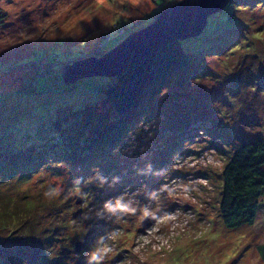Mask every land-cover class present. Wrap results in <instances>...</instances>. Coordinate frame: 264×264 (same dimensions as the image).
<instances>
[{
	"label": "rangeland",
	"instance_id": "1",
	"mask_svg": "<svg viewBox=\"0 0 264 264\" xmlns=\"http://www.w3.org/2000/svg\"><path fill=\"white\" fill-rule=\"evenodd\" d=\"M181 1L0 0V206L20 213L1 226L0 264L22 263L3 248L23 245L26 255L30 225L45 264H264V195L253 226L228 229L219 212L222 171L239 141L264 138V0H233L235 20L217 29L234 45L204 52L155 87L147 113L109 129L100 123L110 79L62 78L66 65L103 56ZM235 43L244 47L233 52ZM41 63L51 72L37 75ZM45 92L50 110L29 128L25 95ZM18 156H47L44 171L16 173Z\"/></svg>",
	"mask_w": 264,
	"mask_h": 264
},
{
	"label": "trees",
	"instance_id": "2",
	"mask_svg": "<svg viewBox=\"0 0 264 264\" xmlns=\"http://www.w3.org/2000/svg\"><path fill=\"white\" fill-rule=\"evenodd\" d=\"M157 5L163 7L164 4L161 3V5ZM236 6L235 3H231L222 12L210 17L212 18V22L209 23L208 20L205 30L199 37L184 41H174L167 46L153 51L148 58L137 64L131 65L122 75L108 78L110 79L108 85L102 88L104 94L103 102L106 104L104 106L107 111V121L100 123L102 127L109 129L113 126V123H111V120L113 119L119 121V118H123L126 120L131 116L135 117L147 113L148 110L153 107L148 104L149 102L147 103L148 96L156 95L157 91L159 92L158 88H162L161 86L164 83L165 86H163L166 88V86L172 83L171 81L176 76L191 69V67L200 60L199 57H204L205 53H209V56H213L217 53L216 49H223L221 45L233 46L236 36L228 33V30L227 34L219 33L217 26L220 24L229 26L230 22L235 20L236 16L234 15V11ZM2 15L3 14L0 11V24L4 18ZM148 23H150V21H148L147 24ZM119 30L120 28H117L115 31H118L119 33ZM132 33L133 32L130 31L124 33L125 35L122 34L121 36H117H124L125 40ZM108 38H110V43H113L115 40L110 36ZM256 38H259V35ZM223 39L226 41L224 44H222ZM204 42H207V45H204ZM241 44L242 43H235L236 47L231 51H240L244 47V45ZM106 52L107 51H104L103 53ZM262 54L264 55V53ZM254 60L257 62V59ZM256 64H259V62ZM40 65H33L35 69L37 68V75H46L51 72L47 64H45V69L40 72L38 70L40 69ZM202 73L206 72L203 71L200 74L202 75ZM206 76L209 75L206 74ZM189 79L195 80L199 79V77L197 76V73L192 72ZM175 81L178 80L175 79ZM157 86L159 87L155 89ZM48 96L47 92L37 95H25V108H28L26 115L29 116L26 121L29 128H31L29 125L34 119L41 118L43 115L41 114L42 112L50 110V100L48 101L49 103L46 102L41 104V102L46 100ZM241 142L243 143L235 150L233 156L222 171L223 186L219 212L224 225L228 229H236L242 226H253L261 208L259 199L264 195V138H243L239 141V143ZM25 157V162L22 163L21 161L23 160V157L18 156L12 162L11 169L18 173V170L25 166V169H33L37 174L44 171L47 156H43L42 158L36 157L37 162H34L33 159H30L27 156ZM22 164L24 165L22 166ZM67 184H70L69 179H67ZM35 205L36 203L33 206L35 207ZM33 206L30 208L27 205V207L20 211L22 214L28 215L34 208ZM38 215L45 216L44 213H37L35 215V220L39 218ZM19 216L20 213L18 211L15 213L12 205L0 206V230L1 226H8L11 223L16 224L17 222L19 223L18 219L13 218ZM30 217L31 218L28 220L32 219V215ZM31 226L32 225L27 226L25 229L27 240L30 242L26 249V255L25 247L23 245L16 246L15 250L11 247L3 248V250H11L12 252L17 251L13 260L21 261L22 263L20 264H24L27 257H29L31 263L45 264L47 259L42 256V254H44V246H41L45 242L41 244L40 241L38 242V240H36L34 234L31 233ZM50 241L49 238V242ZM35 242L38 243V246ZM32 243L34 246H37L36 250H34V246L31 247L30 244ZM23 250V254H20ZM46 253H49V250L46 251ZM54 261L57 260L54 259L52 263Z\"/></svg>",
	"mask_w": 264,
	"mask_h": 264
},
{
	"label": "water",
	"instance_id": "3",
	"mask_svg": "<svg viewBox=\"0 0 264 264\" xmlns=\"http://www.w3.org/2000/svg\"><path fill=\"white\" fill-rule=\"evenodd\" d=\"M232 2L233 0H183L176 3L162 11L152 23L130 34L103 56L89 57L66 65L63 81L67 85H73L93 77H118L131 65L148 58L157 49L174 41L199 37L209 18L222 12ZM82 213L80 208L73 216L80 218ZM152 219L153 217L149 216L144 220V229Z\"/></svg>",
	"mask_w": 264,
	"mask_h": 264
}]
</instances>
